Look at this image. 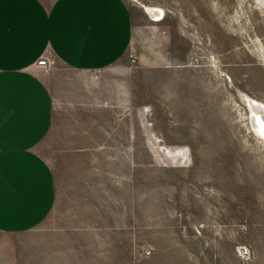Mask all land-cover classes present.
I'll use <instances>...</instances> for the list:
<instances>
[{"label": "rangeland", "instance_id": "374dc122", "mask_svg": "<svg viewBox=\"0 0 264 264\" xmlns=\"http://www.w3.org/2000/svg\"><path fill=\"white\" fill-rule=\"evenodd\" d=\"M128 1L123 60L42 75L56 203L0 234V264H264V138L243 102H264V0Z\"/></svg>", "mask_w": 264, "mask_h": 264}, {"label": "crops", "instance_id": "0c3cea01", "mask_svg": "<svg viewBox=\"0 0 264 264\" xmlns=\"http://www.w3.org/2000/svg\"><path fill=\"white\" fill-rule=\"evenodd\" d=\"M135 16L128 0H0V234L33 230L56 203L54 171L38 151L55 122L38 60L110 69L130 52Z\"/></svg>", "mask_w": 264, "mask_h": 264}, {"label": "bare ground", "instance_id": "6f19581e", "mask_svg": "<svg viewBox=\"0 0 264 264\" xmlns=\"http://www.w3.org/2000/svg\"><path fill=\"white\" fill-rule=\"evenodd\" d=\"M132 1L135 3L139 2V0ZM142 7L151 20L155 22H162L166 17L165 10L159 6L143 5ZM117 73L125 74L126 72L119 70ZM243 102L249 109V120L251 127L254 129L253 132H255L260 139L264 138V102L248 94L243 95Z\"/></svg>", "mask_w": 264, "mask_h": 264}, {"label": "built area", "instance_id": "2783aa9c", "mask_svg": "<svg viewBox=\"0 0 264 264\" xmlns=\"http://www.w3.org/2000/svg\"><path fill=\"white\" fill-rule=\"evenodd\" d=\"M136 63V58L132 54L130 55V64L133 65ZM53 68V61L49 60L47 57H42L38 60V63L35 65V70L38 72H49ZM242 251L246 253L248 250L246 247L242 248Z\"/></svg>", "mask_w": 264, "mask_h": 264}]
</instances>
